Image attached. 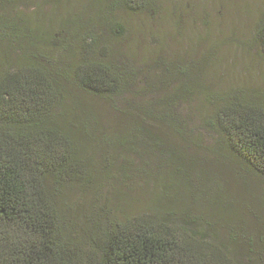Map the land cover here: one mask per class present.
<instances>
[{
	"label": "trees",
	"instance_id": "1",
	"mask_svg": "<svg viewBox=\"0 0 264 264\" xmlns=\"http://www.w3.org/2000/svg\"><path fill=\"white\" fill-rule=\"evenodd\" d=\"M10 1L0 0V8ZM105 1H119L132 12L146 9V0ZM115 25L106 29L114 33ZM20 30L0 15V38ZM98 38L88 34V54L96 52ZM254 38L264 56V14ZM42 58L46 61L31 55L14 68L0 50V264H264V232L217 198L213 213L187 204L161 207L149 217L112 218L106 225L94 214L84 226L70 214L65 195L67 187L92 185L97 173L92 155L106 140L142 161L147 151L138 154L139 146L156 142L145 125L157 120L179 128L174 106L189 96L211 107L204 125L264 181L262 102L228 98V92L211 95L182 70L169 76L162 71L149 83L150 65L142 70L120 58L90 57L66 69ZM139 76L154 94L151 102L130 108L140 126L130 122L122 140L106 134L76 91L121 96ZM171 79L177 80L173 90Z\"/></svg>",
	"mask_w": 264,
	"mask_h": 264
},
{
	"label": "rangeland",
	"instance_id": "2",
	"mask_svg": "<svg viewBox=\"0 0 264 264\" xmlns=\"http://www.w3.org/2000/svg\"><path fill=\"white\" fill-rule=\"evenodd\" d=\"M110 3L11 0L0 15L21 30L4 36L8 40L2 34L0 50L13 59L8 65L14 68L31 55L66 69L90 57L120 58L142 70L150 65L149 83L162 71L169 76L182 70L211 95L228 92V98L241 95L264 104V56L254 38L264 0H146V9L138 12L119 1ZM110 25L114 33L106 29ZM89 33L100 38L96 52L88 54ZM146 82L139 76L123 95L111 98L76 93L104 132L122 140L130 122L141 123L136 111V119L130 116V108L153 99ZM176 87L177 80L171 79L169 90ZM173 111L179 128L157 120L145 125L156 142L139 146L138 154L147 151L142 161L122 145L98 144L92 185L65 190L70 214L84 226L94 214L106 225L112 218L149 217L161 207L178 210L187 204L198 213H213L217 198L242 211L246 222L263 233L264 181L204 125L202 117L211 107L189 96L176 101Z\"/></svg>",
	"mask_w": 264,
	"mask_h": 264
}]
</instances>
